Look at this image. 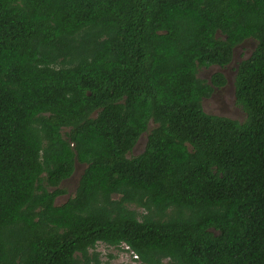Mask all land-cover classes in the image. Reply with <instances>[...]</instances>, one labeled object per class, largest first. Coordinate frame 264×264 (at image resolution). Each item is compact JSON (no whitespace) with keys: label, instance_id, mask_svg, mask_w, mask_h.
<instances>
[{"label":"trees","instance_id":"1","mask_svg":"<svg viewBox=\"0 0 264 264\" xmlns=\"http://www.w3.org/2000/svg\"><path fill=\"white\" fill-rule=\"evenodd\" d=\"M234 49L240 114L212 115L197 71ZM99 244L264 264V0H0V264H105Z\"/></svg>","mask_w":264,"mask_h":264},{"label":"flooded vegetation","instance_id":"2","mask_svg":"<svg viewBox=\"0 0 264 264\" xmlns=\"http://www.w3.org/2000/svg\"><path fill=\"white\" fill-rule=\"evenodd\" d=\"M241 52V49H234V55L232 58V61H230V63L226 64L228 65L227 68V74H228V78L231 79L232 82V75H230V73H233V68L235 66V61L239 60V53ZM209 67H200L197 71V76L200 77L201 79H204L210 86H211V91L210 94L208 96H202L201 100H200V104L201 107L204 111H206L207 113L210 114H217L216 110H220V109H224L221 104L224 103V99L226 98V100L230 101V108L229 111L231 112V107H232V115L233 116H239L240 112L238 110V108L235 107L234 104V95H233V90L231 89V87L233 86H226V79L225 82L222 84L219 83H212L213 81H211L212 76L214 75L215 72L211 73L208 72L207 76H202L200 75V72L204 71V70H208ZM224 77V75H223ZM225 78V77H224ZM212 94H217V98L216 99H212V101L208 100L210 98V96ZM227 110V109H226ZM228 111V110H227ZM229 112V113H230ZM139 152L135 153L138 154ZM141 209V208H140Z\"/></svg>","mask_w":264,"mask_h":264},{"label":"rangeland","instance_id":"3","mask_svg":"<svg viewBox=\"0 0 264 264\" xmlns=\"http://www.w3.org/2000/svg\"><path fill=\"white\" fill-rule=\"evenodd\" d=\"M247 46V45H246ZM247 52V50H246ZM208 72H210L209 70H204L202 72H200V75L202 76H207ZM224 105L227 106V109L229 110L230 108V101L226 100V98L224 99ZM217 114L218 115H221V116H227V114L232 117H236L238 118L237 116H233L231 113H232V107H231V112L228 111V113H222L221 110H216ZM230 112V113H229ZM144 136V135H143ZM143 142L144 140L140 141V146L137 147V150L134 152L137 153V152H140L143 148ZM136 148V147H135ZM78 165V164H76ZM80 166V165H79ZM76 175H74V172L72 174V177L67 180V182H64L65 186L67 185L68 187L67 188H70V191H72V188H73V185L75 184V179H76ZM67 197V196H66ZM65 199V196H62L61 198H58L59 200L61 199ZM57 199V200H58ZM96 251H100L99 252V258L102 262H106L105 264H138L137 262H135V260L133 261L132 258L130 257V255L124 251H119V250H116V249H107L106 246L104 245H97L96 247ZM107 253H112L114 255L113 258H108L107 257Z\"/></svg>","mask_w":264,"mask_h":264},{"label":"water","instance_id":"4","mask_svg":"<svg viewBox=\"0 0 264 264\" xmlns=\"http://www.w3.org/2000/svg\"><path fill=\"white\" fill-rule=\"evenodd\" d=\"M246 46V43H244V44H240V47H243V46ZM233 58V57H232ZM231 61H232V59H231ZM230 63V62H229ZM227 68H228V65H226L224 68L223 67H220V66H209V68H208V70L211 72V73H213V72H220L222 75H224V77H225V79H226V83H225V85L226 86H233V84H232V82H231V79L230 78H228V74H227ZM236 70H237V65H235V70H233V73H230V75L231 74H234V73H236ZM231 89L234 91V87H231ZM217 94H212L211 96H210V98L208 99L209 101L211 100L212 101V99H216L217 98V96H216ZM221 106L224 108V109H220L221 111H222V113H228V109H227V106H225L224 105V103H222L221 104ZM228 111H227V110ZM206 112V111H205ZM213 115H218V114H213ZM218 116H221V115H218ZM231 116V115H230ZM230 116L227 114V116H225V117H229L230 118ZM232 117V116H231ZM140 146V139L137 141V143L135 144V146L134 147H136L135 149H134V147H133V149H134V151H136L137 150V147H139ZM77 163L75 162V168H74V175H76L77 177H76V179H75V181H77L78 179H79V176H80V173H81V166H78V165H76Z\"/></svg>","mask_w":264,"mask_h":264},{"label":"clouds","instance_id":"5","mask_svg":"<svg viewBox=\"0 0 264 264\" xmlns=\"http://www.w3.org/2000/svg\"><path fill=\"white\" fill-rule=\"evenodd\" d=\"M203 111H204V110H203ZM212 115H213V114H212ZM148 125H149L148 128H151V127L153 126V124H152L151 121L149 122ZM143 135H144V136H143ZM145 136H146V133H144V134L142 133V136L140 135L139 138H138V140H139V139H140V141L144 140ZM138 140H137V141H138ZM136 143H137V142H136ZM134 149H135V147H134ZM134 149H132V153L135 152ZM78 166H79V165H78Z\"/></svg>","mask_w":264,"mask_h":264},{"label":"bare ground","instance_id":"6","mask_svg":"<svg viewBox=\"0 0 264 264\" xmlns=\"http://www.w3.org/2000/svg\"><path fill=\"white\" fill-rule=\"evenodd\" d=\"M141 151H142V150H141ZM141 151H140V152H141Z\"/></svg>","mask_w":264,"mask_h":264}]
</instances>
